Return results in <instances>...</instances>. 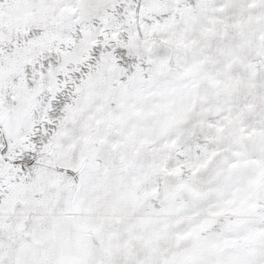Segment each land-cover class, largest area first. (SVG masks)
Returning a JSON list of instances; mask_svg holds the SVG:
<instances>
[{"label":"snow or ice","instance_id":"obj_1","mask_svg":"<svg viewBox=\"0 0 264 264\" xmlns=\"http://www.w3.org/2000/svg\"><path fill=\"white\" fill-rule=\"evenodd\" d=\"M0 264H264V0H0Z\"/></svg>","mask_w":264,"mask_h":264}]
</instances>
